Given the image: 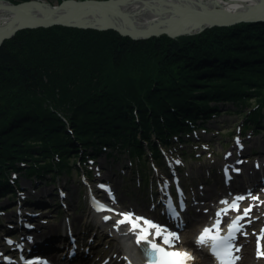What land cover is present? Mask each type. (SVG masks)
Returning a JSON list of instances; mask_svg holds the SVG:
<instances>
[{
  "label": "trees",
  "instance_id": "obj_1",
  "mask_svg": "<svg viewBox=\"0 0 264 264\" xmlns=\"http://www.w3.org/2000/svg\"><path fill=\"white\" fill-rule=\"evenodd\" d=\"M212 100L242 103L245 124H262L264 22L141 40L63 26L20 31L0 45V192L12 189L2 180L9 169L55 177L77 167L70 129L84 146L129 152L141 169L144 143L156 156L153 135L168 142L203 127L200 118L219 113Z\"/></svg>",
  "mask_w": 264,
  "mask_h": 264
},
{
  "label": "rangeland",
  "instance_id": "obj_2",
  "mask_svg": "<svg viewBox=\"0 0 264 264\" xmlns=\"http://www.w3.org/2000/svg\"><path fill=\"white\" fill-rule=\"evenodd\" d=\"M5 1L6 3H11L12 5L23 3L25 1L30 0H0ZM37 2H41L43 4H46L48 6H58L62 3L57 0H36ZM67 1V0H66ZM227 1V0H225ZM53 26H63V27H70L65 25H51L47 27H36V28H24L21 30H18L14 33L16 35L18 32L27 30V29H37V28H48ZM71 28H77V27H71ZM84 29V28H80ZM97 30V29H94ZM101 31V30H99ZM118 33V32H117ZM119 34V33H118ZM13 35V36H14ZM121 35V34H119ZM166 35V34H164ZM12 36V37H13ZM123 36V35H121ZM170 37L169 35H166ZM12 37L8 38L11 39ZM129 37V36H124ZM157 37V36H153ZM130 38V37H129ZM170 38H176V37H170ZM149 39V38H147ZM7 40V39H6ZM135 40V39H134ZM141 40V39H140ZM5 41V40H4ZM3 41V42H4ZM2 45V44H1ZM238 104V103H237ZM220 106L218 107V112L214 118L210 119L206 125L210 128L209 131L205 132L203 130H196L194 133V137H197L198 141L188 142V143H180L179 145H175L174 148H185L187 150L186 155L189 156L192 154L193 150H196L195 153L200 156L198 159H188L185 163H182L180 160L174 161L171 156L169 155V161L168 163L172 164H178L182 166L180 174L182 176L183 181L190 182L189 189L191 190L193 188L191 183H197L198 187L194 190H198V194L201 193L200 196H205L208 198V201L210 202L209 206H214L216 204V201L210 200L209 197L210 194L216 193L219 191L220 184H215L214 181L210 184H203V180L207 178L210 180L211 178H214V167L216 168L224 158V154H229L230 156L232 154L233 149H236L234 152L235 157L239 156V151L248 153L251 149L253 150L255 147H259V150L264 149V132L257 135H252L251 130H246L243 132L242 135V141L236 142V139H240L237 137L238 130L233 127L235 123L242 124V120L237 115V110L240 111L242 109V103H239L237 106L232 101H229L223 105L222 102H216L211 101L210 106ZM223 105V106H222ZM250 109L244 108V112H249ZM229 132H233L235 134L229 135ZM176 138V137H175ZM172 138V141L175 139ZM155 139V136H154ZM71 141V140H70ZM224 141V144L222 143ZM229 142L228 145L226 143ZM245 149L246 151H243L242 149ZM251 148V149H250ZM173 150V148H172ZM124 151V150H123ZM117 152V150L108 148L106 151H102V153L99 155V158L95 160V163L92 165H89V168L93 172V176L96 177H105L106 179H112V182L114 184V187L116 189L117 195L120 197V200L124 201V203L132 204L134 206H140L142 201L139 198V195L142 194V192L148 191L147 187H150L151 180L156 177L157 174L163 173L161 168L153 169L152 166L146 167V170L152 174V177L150 181L146 184L143 183L140 185V177L138 175V172L140 173L139 169L136 166H132V159L129 157V154ZM71 152H73L71 150ZM110 152V155H107V153ZM167 154V151H165ZM229 152V153H227ZM262 152V151H261ZM224 153V154H223ZM73 155H76V153H71L70 162L73 160ZM77 156V155H76ZM261 158V157H260ZM76 161H80L79 156L74 158ZM255 159V158H254ZM142 160H148L147 156H144ZM253 158L249 161L250 164H248V167H252L251 161ZM137 161V160H136ZM264 161V159H263ZM138 162V161H137ZM176 162V163H175ZM259 163H261V159H259ZM262 169L264 168V163H261L260 166ZM75 166L73 167V169ZM210 168H213L212 175L209 174ZM47 173V172H46ZM81 173V172H80ZM188 173H193L191 176ZM185 175V176H183ZM20 178L17 180L18 188L24 187L26 189L25 194L27 196H30L32 193H46V192H54L53 190V184H44L41 182L40 184L35 187L36 182L39 183V179L36 178V176L28 174L27 176L23 174V171L20 173ZM46 178L48 174L45 175ZM31 177V178H30ZM81 176L78 175L77 177L69 178L66 172H62V174H59L57 179H59V182L57 183V180L55 184L62 185L66 184V186L69 189V192H67V200L69 206L66 207V210L64 209L63 212L60 213L58 219H54V214L50 213L46 216L49 221L50 226H54L55 224L61 225L63 220L66 219V216L69 215L67 213L70 212L71 220L69 222H75V223H83L85 222V215L87 214L86 211H88L89 205L87 202V198L84 195L81 198V201L79 202V194L89 190V187H86L81 182ZM137 178V179H134ZM196 186V185H195ZM259 191L262 192V195L264 196V187L258 188ZM142 191V192H141ZM128 193V194H126ZM148 197L150 198L151 191H148ZM85 194V192H84ZM142 199H144V195H142ZM217 197V196H216ZM215 197V198H216ZM20 200V197H16V201ZM193 202V201H192ZM196 207L199 210V208L202 205V200H196ZM11 200L3 199L0 201V206L8 207L5 209V214L1 216L2 220L8 219V216H11L12 210L14 209V206H12ZM14 211H17L15 209ZM49 212V211H46ZM199 222V220H198ZM54 224V225H53ZM197 224V222H196ZM195 225V224H194ZM189 230H185L184 233L187 234ZM252 243V242H251ZM250 251V253H249ZM254 247L252 245H248V252L245 256L246 262L244 264H264V255L257 256V253H253ZM112 252L109 251L108 255H110ZM244 258V260H245ZM243 264V262L241 263Z\"/></svg>",
  "mask_w": 264,
  "mask_h": 264
},
{
  "label": "bare ground",
  "instance_id": "obj_3",
  "mask_svg": "<svg viewBox=\"0 0 264 264\" xmlns=\"http://www.w3.org/2000/svg\"><path fill=\"white\" fill-rule=\"evenodd\" d=\"M68 5L65 2L60 10L53 13L50 7H46L48 5L41 2L28 3L17 7L11 3L0 1V30L8 25L12 26L31 21L30 18L33 17L39 19L65 17L72 15L75 11L79 13L81 9L88 16H92L102 22L118 24L126 30L135 28L140 31L146 29L178 31L179 34L177 33L176 37H182L194 35L207 28L215 27L210 26L200 31L203 24L199 22L209 19L208 14L214 12H216L215 14L218 17L226 20L237 14H241L242 17L247 14L264 15V0H113L105 8L95 4H87L84 7L80 6L77 8L71 2L70 6ZM75 19L76 17L73 18V20ZM253 172L256 173L257 170L253 169ZM210 196H212V193ZM130 208L134 209V206L130 205ZM203 216L205 214L199 212L196 219ZM122 217L123 215H120L116 220ZM153 230L155 231L156 229L154 228ZM160 230L164 235L169 234L163 228H160ZM150 240H152V237ZM121 250L122 248H117L108 258L100 259L99 264H131L121 256ZM131 252L133 264L141 263V259L138 256L139 246L133 248ZM94 264H98V260Z\"/></svg>",
  "mask_w": 264,
  "mask_h": 264
},
{
  "label": "water",
  "instance_id": "obj_4",
  "mask_svg": "<svg viewBox=\"0 0 264 264\" xmlns=\"http://www.w3.org/2000/svg\"><path fill=\"white\" fill-rule=\"evenodd\" d=\"M113 0H65L62 1L61 4L58 6H46L50 7L55 13L56 11L60 10L62 5L66 2L70 6V2L73 3L75 6L84 7V5L87 4H95L98 6H101L102 8H105L108 4H110ZM28 3H38L36 0H30L25 1L23 3L15 4V6L20 7L22 5H26ZM261 12V11H260ZM214 13L208 14L209 19L205 21H199L203 24L200 31L210 27V26H229L233 25L239 22H258V21H264V15L262 14H247L244 17L241 16V14L234 15L232 17H229V19H222L218 17V15ZM52 14V13H51ZM52 16V15H50ZM76 17L75 20L73 18ZM109 21L111 22L110 17L108 16ZM31 21H26L22 23H18L17 25L7 26L6 28H3L0 30V45L3 43L4 40L12 37L14 33L18 30L24 29V28H36V27H47L51 25H65L70 27H77V28H84V29H97V30H114L118 32L119 34L123 36H129L132 39L140 40V39H147L151 38L153 36H161V35H169L170 37H176L177 32H170L167 30H153V29H146L144 31H140L139 29H123L122 26L118 24L106 23L102 22L98 19H95L92 16L86 15L81 9L80 12L75 11L70 16L65 17H48L45 19H39L36 17L30 18ZM179 34V33H178Z\"/></svg>",
  "mask_w": 264,
  "mask_h": 264
},
{
  "label": "snow or ice",
  "instance_id": "obj_5",
  "mask_svg": "<svg viewBox=\"0 0 264 264\" xmlns=\"http://www.w3.org/2000/svg\"><path fill=\"white\" fill-rule=\"evenodd\" d=\"M244 199L243 196L237 197L236 200H242ZM252 199L256 200L258 199L257 197H252ZM231 207H236L237 205L235 204V201H233V204L230 205ZM251 211V206L247 209H244V213L243 216H247L248 213ZM124 215V219L119 221L118 223H124V222H129L132 224L133 229H135L136 227H138L139 225L136 223V221L142 219L140 217L136 218V221H133L131 218V213H126L123 214ZM219 215V213H218ZM243 216L237 217L236 221H233V223L229 226L230 228V232L233 228V226L235 227L236 231H239L240 227L239 225H237V221H239L240 219H243ZM105 219H108V217H105ZM144 224H145V229L143 230L142 234L138 235L137 237V243H139L141 240H144L146 238V230L147 228H155L156 229V235H161V230L159 228V226L152 224L151 221L148 220H144ZM210 230L205 228L203 230V233L200 235V237H198L197 242L198 243H203L204 242V238H205V234H207ZM262 233H264V229H262ZM175 237L174 233H169L164 235L163 238V243L167 244L169 246H171L172 243V239ZM176 239H178V237H175ZM258 241H259V237H258ZM151 248L153 249V251L157 252L159 254V260H158V264H183L184 260H189L192 259V257L188 254V253H184V252H168L165 251L164 248L158 246L155 243L151 244ZM236 251H239V249H236ZM228 255L231 256V252H228ZM260 255H264V253H261L259 250V242L257 243V256ZM172 257H179L181 259L179 260H173V259H169ZM234 259H239V257H235L232 260L229 261H222V264H234Z\"/></svg>",
  "mask_w": 264,
  "mask_h": 264
}]
</instances>
